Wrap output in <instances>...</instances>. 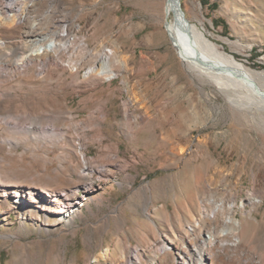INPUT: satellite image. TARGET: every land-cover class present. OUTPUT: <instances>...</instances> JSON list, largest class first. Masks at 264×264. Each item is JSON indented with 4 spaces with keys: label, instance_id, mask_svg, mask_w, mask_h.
I'll return each instance as SVG.
<instances>
[{
    "label": "rangeland",
    "instance_id": "374dc122",
    "mask_svg": "<svg viewBox=\"0 0 264 264\" xmlns=\"http://www.w3.org/2000/svg\"><path fill=\"white\" fill-rule=\"evenodd\" d=\"M33 3L42 31L66 37L54 38L49 73L33 66L0 82V182L25 192L0 198V264H129L134 251L148 264L159 242L190 236L213 200L225 207L216 219L242 221L264 257V125L190 75L167 32L168 0ZM179 5L217 48L264 71V0ZM24 29L0 28V56L25 50ZM101 54L112 74H98ZM57 193L82 201L62 224L42 198Z\"/></svg>",
    "mask_w": 264,
    "mask_h": 264
},
{
    "label": "bare ground",
    "instance_id": "6f19581e",
    "mask_svg": "<svg viewBox=\"0 0 264 264\" xmlns=\"http://www.w3.org/2000/svg\"><path fill=\"white\" fill-rule=\"evenodd\" d=\"M21 1L0 0V28L9 30L19 23L25 25L22 33L23 38L20 39L24 42L22 44L25 50L13 58L8 56V52L4 56H0V82L5 80L4 76L8 75V71H27L33 66L38 67V71H36L38 75L49 73L47 69L52 64V55L62 48L61 44L54 38L64 39L66 37L64 28L60 32L51 30L43 32L38 21L41 18L35 19L34 16L27 15L36 3L31 4L33 0H23L24 3L21 4ZM177 1L179 3V0ZM25 7H28L29 11ZM171 11H173L174 16L172 21L167 23V32L190 75L213 85L232 110L240 114H250V118L264 125V71H254L245 64L236 61L232 55L217 48L214 43L206 38L201 29L185 19L176 0H168L166 13L170 14ZM37 45H42L43 51L35 54L30 52ZM4 47L5 41L0 38V49ZM98 58L101 61L98 74H112L108 66V56L101 54ZM11 126L16 125L11 124ZM34 129L32 126L28 127L29 131ZM3 141L0 139V149ZM175 148L181 152L184 150L177 143L173 145V149ZM81 159L85 170H92L90 173H93L94 170L89 169L82 152ZM109 174L106 171L98 172L99 178L102 176V178H107ZM113 174H110L111 177ZM91 185L92 183L87 184L86 188H92ZM11 188H14V191L10 192ZM21 189L14 184L0 182V198L6 197V193L10 192L15 200L18 198L21 200L22 195L20 193H25L24 189ZM72 191L74 192V190ZM28 192L27 199L32 200L36 191L30 189ZM52 197L53 200H48L42 196L43 203L46 206L48 204L53 205L57 209L54 214L59 215L58 224L66 222L67 218L78 211L79 206H82V201L77 202L74 199H69L65 193H57ZM251 203L253 207L256 206L254 201ZM28 206L30 204L26 202L23 207ZM224 210L222 201L213 200V209L207 213H201L202 218L198 220V226H192L194 232L190 236L185 234L184 237L179 238L174 243L159 242L162 247L159 253L149 259L148 264H264V257L254 250L253 239L249 242L244 241L243 235L246 225L242 221L229 215V212L225 219L220 221L216 219V215L223 214ZM210 215L213 217L211 218ZM109 253L107 249L102 256L105 257ZM140 257L139 253L134 251L132 257L128 259V263L138 264L137 260ZM120 258L121 262H125V250L122 251Z\"/></svg>",
    "mask_w": 264,
    "mask_h": 264
},
{
    "label": "water",
    "instance_id": "95a60500",
    "mask_svg": "<svg viewBox=\"0 0 264 264\" xmlns=\"http://www.w3.org/2000/svg\"><path fill=\"white\" fill-rule=\"evenodd\" d=\"M176 3H177V5H178V7H179V3H178V1H177V0H176ZM180 13L182 14L181 10H180Z\"/></svg>",
    "mask_w": 264,
    "mask_h": 264
},
{
    "label": "crops",
    "instance_id": "0c3cea01",
    "mask_svg": "<svg viewBox=\"0 0 264 264\" xmlns=\"http://www.w3.org/2000/svg\"><path fill=\"white\" fill-rule=\"evenodd\" d=\"M125 250V249H124Z\"/></svg>",
    "mask_w": 264,
    "mask_h": 264
}]
</instances>
